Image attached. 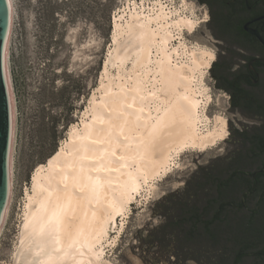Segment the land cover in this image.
Instances as JSON below:
<instances>
[{"label": "bare ground", "instance_id": "6f19581e", "mask_svg": "<svg viewBox=\"0 0 264 264\" xmlns=\"http://www.w3.org/2000/svg\"><path fill=\"white\" fill-rule=\"evenodd\" d=\"M153 3L132 0L128 15L115 14L104 93L100 99L92 94L91 119L73 124L58 151L37 166L14 264H113L103 242L144 183L181 152L206 151L226 137V119L216 116L210 125L207 113L212 95L205 78L214 51L177 45L178 35L196 31L194 12ZM117 61L114 82L108 64ZM49 232L58 243H49Z\"/></svg>", "mask_w": 264, "mask_h": 264}, {"label": "rangeland", "instance_id": "374dc122", "mask_svg": "<svg viewBox=\"0 0 264 264\" xmlns=\"http://www.w3.org/2000/svg\"><path fill=\"white\" fill-rule=\"evenodd\" d=\"M87 1L86 3L85 0H12L13 18L7 48V67L13 99L14 134L11 149L10 201L8 209L6 208L8 213L0 232V264H14V254L19 242L27 193L32 189L33 175L37 166L41 164L33 165L31 151L36 143L31 140L24 125L23 129L20 127L21 112L37 109L41 105V100L44 97L42 92L40 93V87L44 81V84H47L48 79H51V82L53 79L56 87H61L64 82L68 83L67 80L76 85L86 67L101 61L102 69L98 84L92 90L87 102L82 104V100L78 99L77 95L72 98L73 108L76 109L75 121L65 131L59 143L60 147L69 136V130L73 124L81 121L83 116L87 120L91 119L93 114L92 94L94 93V96L100 99L104 93L102 81L104 79L107 81L104 66L107 63L110 50L115 48L113 45L114 17L115 14L120 15L124 12L128 15L129 8L127 7L132 0H115L110 27H107L108 41L106 43L99 35L97 28L102 22L103 7L100 3L107 1ZM135 1L142 2V0ZM144 1L147 4H154L155 0ZM162 1L167 7L181 13L194 12V16L199 22L193 33L184 31L183 35H178L177 45H180V42H185L190 47H203L214 51L216 57L215 37L209 32L206 25L209 15L205 11H201L200 5L195 0H186L187 5L184 4V0ZM85 3L88 5L87 13L85 12ZM117 62L114 65L108 64V74L114 82L119 80L120 64L119 61ZM211 66L205 78L207 91L212 95V100L207 106V113L211 118L210 125L215 123L218 116L224 117L227 123L232 116L226 109L225 95L214 87V82L210 77ZM127 67L130 68L131 63L127 64ZM62 71L65 72L62 73ZM121 71L126 72V70ZM45 73H47L46 76ZM15 75H17L21 91L19 99L14 89ZM25 85H27L26 95L23 92ZM115 87L117 86L115 85ZM203 98L206 100L205 96ZM53 105L54 103H50L48 106ZM52 108L53 112L59 111V108ZM85 110L89 115H82ZM226 128V136H229L230 130L228 127ZM226 149L225 138L206 151L186 150L176 156V161L171 163L170 168L168 167L166 171L149 178L148 183H144L142 189L131 200L127 213L119 215L118 223L115 226L111 225L110 235L103 242L104 256L113 264H147L139 255L140 250L136 245L138 241L134 232L146 225L151 226L150 223L155 225L159 222L157 217H152L154 201L165 193L183 187L192 172L196 171L198 167L217 160ZM47 160L43 163H46ZM190 264L197 263L190 261Z\"/></svg>", "mask_w": 264, "mask_h": 264}, {"label": "trees", "instance_id": "16d2710c", "mask_svg": "<svg viewBox=\"0 0 264 264\" xmlns=\"http://www.w3.org/2000/svg\"><path fill=\"white\" fill-rule=\"evenodd\" d=\"M106 1L100 3L102 22L97 28L105 43L115 5V0ZM101 69V61L90 64L76 85L67 80L56 87L53 79L47 84L44 81L40 87L44 97L41 105L21 112L20 127L24 125L36 143L31 151L33 165L42 164L58 151L65 131L75 121L73 96L77 95L82 104L87 102ZM18 84L15 75L14 89L19 99ZM50 103L54 105L48 106ZM52 107L59 111L53 112ZM239 166L240 161L218 158L198 167L183 187L155 200L152 217L159 222L134 232L141 259L147 264H264V228L254 214L242 213L246 208L241 203L243 181L250 174L240 171Z\"/></svg>", "mask_w": 264, "mask_h": 264}, {"label": "flooded vegetation", "instance_id": "af4514ba", "mask_svg": "<svg viewBox=\"0 0 264 264\" xmlns=\"http://www.w3.org/2000/svg\"><path fill=\"white\" fill-rule=\"evenodd\" d=\"M195 1L209 15L216 48L210 77L232 116L227 149L218 158L240 161L239 170L250 174L242 213L254 214L264 228V0Z\"/></svg>", "mask_w": 264, "mask_h": 264}, {"label": "water", "instance_id": "95a60500", "mask_svg": "<svg viewBox=\"0 0 264 264\" xmlns=\"http://www.w3.org/2000/svg\"><path fill=\"white\" fill-rule=\"evenodd\" d=\"M11 25L9 0H0V232L10 197L11 149L14 134V109L7 72L6 46Z\"/></svg>", "mask_w": 264, "mask_h": 264}, {"label": "snow or ice", "instance_id": "6c2138e0", "mask_svg": "<svg viewBox=\"0 0 264 264\" xmlns=\"http://www.w3.org/2000/svg\"><path fill=\"white\" fill-rule=\"evenodd\" d=\"M0 166H2V161H0ZM0 199H2V197H0ZM46 235L49 237V243H51V244L58 243V240H56L55 237H52L50 232L47 233ZM71 247H72V245H69V248H71ZM53 251H58V249L54 248ZM65 254H67V253H65Z\"/></svg>", "mask_w": 264, "mask_h": 264}]
</instances>
